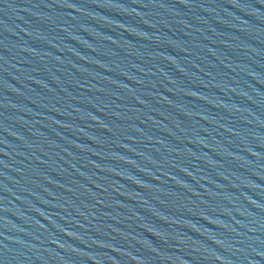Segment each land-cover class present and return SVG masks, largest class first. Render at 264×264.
Listing matches in <instances>:
<instances>
[{"label": "water", "instance_id": "95a60500", "mask_svg": "<svg viewBox=\"0 0 264 264\" xmlns=\"http://www.w3.org/2000/svg\"><path fill=\"white\" fill-rule=\"evenodd\" d=\"M0 264H264V0H0Z\"/></svg>", "mask_w": 264, "mask_h": 264}]
</instances>
